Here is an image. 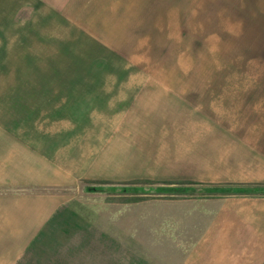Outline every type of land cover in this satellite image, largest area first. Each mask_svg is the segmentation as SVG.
Masks as SVG:
<instances>
[{
	"label": "crops",
	"instance_id": "0c3cea01",
	"mask_svg": "<svg viewBox=\"0 0 264 264\" xmlns=\"http://www.w3.org/2000/svg\"><path fill=\"white\" fill-rule=\"evenodd\" d=\"M195 1L0 0V264H23L83 183L264 189L256 88L235 116L241 98L195 90L210 81L140 73L139 38L193 34ZM163 203L149 225L184 243L179 264H264V195Z\"/></svg>",
	"mask_w": 264,
	"mask_h": 264
},
{
	"label": "rangeland",
	"instance_id": "374dc122",
	"mask_svg": "<svg viewBox=\"0 0 264 264\" xmlns=\"http://www.w3.org/2000/svg\"><path fill=\"white\" fill-rule=\"evenodd\" d=\"M192 6L194 19L188 24L193 34H177L184 29L182 19L177 33L161 36V44L152 35L139 38L140 73L188 74L210 81L195 82V90L209 84L214 96L229 103L241 98L242 111L236 107L231 112V105L227 110L246 116V110L251 111L245 108L249 90L257 89L258 101L264 102V0H199ZM201 10L209 16L199 19ZM121 69L133 73L126 64ZM258 109L264 116V105ZM182 186L187 192L179 194L173 191L176 187L153 183H83L49 227L48 239L39 242L23 264H179L184 243L174 242L168 231L165 242L155 236L149 225L155 210L167 201L225 197L210 191L219 185Z\"/></svg>",
	"mask_w": 264,
	"mask_h": 264
},
{
	"label": "trees",
	"instance_id": "16d2710c",
	"mask_svg": "<svg viewBox=\"0 0 264 264\" xmlns=\"http://www.w3.org/2000/svg\"><path fill=\"white\" fill-rule=\"evenodd\" d=\"M184 185V184H183ZM211 186V185H210ZM179 187H183L182 184L173 188V191L177 193H185L186 190L180 189ZM212 193H218L220 195H264V189L258 187H235V186H214L210 190Z\"/></svg>",
	"mask_w": 264,
	"mask_h": 264
}]
</instances>
